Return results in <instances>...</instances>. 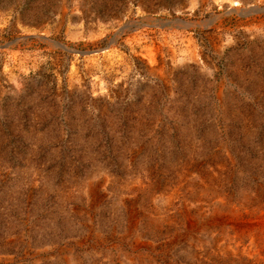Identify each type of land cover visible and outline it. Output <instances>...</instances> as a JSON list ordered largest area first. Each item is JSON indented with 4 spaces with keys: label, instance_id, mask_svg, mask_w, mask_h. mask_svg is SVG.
I'll use <instances>...</instances> for the list:
<instances>
[{
    "label": "rangeland",
    "instance_id": "1",
    "mask_svg": "<svg viewBox=\"0 0 264 264\" xmlns=\"http://www.w3.org/2000/svg\"><path fill=\"white\" fill-rule=\"evenodd\" d=\"M0 264H264V0H0Z\"/></svg>",
    "mask_w": 264,
    "mask_h": 264
},
{
    "label": "bare ground",
    "instance_id": "2",
    "mask_svg": "<svg viewBox=\"0 0 264 264\" xmlns=\"http://www.w3.org/2000/svg\"><path fill=\"white\" fill-rule=\"evenodd\" d=\"M253 226V225H252ZM256 226V225H255ZM255 247V246H254Z\"/></svg>",
    "mask_w": 264,
    "mask_h": 264
},
{
    "label": "water",
    "instance_id": "3",
    "mask_svg": "<svg viewBox=\"0 0 264 264\" xmlns=\"http://www.w3.org/2000/svg\"><path fill=\"white\" fill-rule=\"evenodd\" d=\"M81 53H83V52H81Z\"/></svg>",
    "mask_w": 264,
    "mask_h": 264
}]
</instances>
